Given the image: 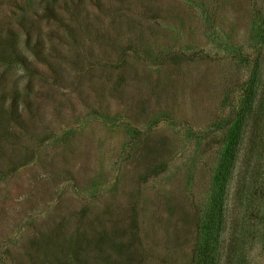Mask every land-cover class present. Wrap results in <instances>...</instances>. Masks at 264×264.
I'll use <instances>...</instances> for the list:
<instances>
[{"label":"rangeland","instance_id":"rangeland-1","mask_svg":"<svg viewBox=\"0 0 264 264\" xmlns=\"http://www.w3.org/2000/svg\"><path fill=\"white\" fill-rule=\"evenodd\" d=\"M0 264H264V0H0Z\"/></svg>","mask_w":264,"mask_h":264},{"label":"trees","instance_id":"trees-1","mask_svg":"<svg viewBox=\"0 0 264 264\" xmlns=\"http://www.w3.org/2000/svg\"><path fill=\"white\" fill-rule=\"evenodd\" d=\"M233 138H234V133H232L231 139H229V141L227 142L226 147L224 149V153H226L227 155H229L232 152L233 148H234L233 144L231 143ZM228 159H229V157H228ZM227 163L228 162H224V163L221 164V167H220V169H219V171H218V173H217V175L215 177L216 180L219 181L218 185L222 184V181L225 179L224 178L225 173L223 172V170L227 167ZM222 165H223V169H222ZM218 203H219L218 194H212L211 195V199H210L211 206H210V208L208 210V217H207V223H208L209 226H211V228L214 227V225H215V223L217 221L218 207H219ZM206 240L207 241L205 243V248L201 249V254L207 256L206 259L208 261V258H209L208 257V251H209L208 245L210 244L211 240L210 239H206Z\"/></svg>","mask_w":264,"mask_h":264}]
</instances>
